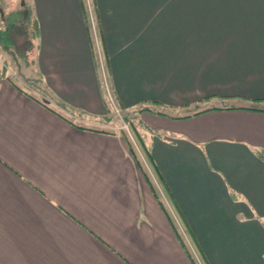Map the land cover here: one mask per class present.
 I'll return each mask as SVG.
<instances>
[{
  "label": "crops",
  "instance_id": "obj_1",
  "mask_svg": "<svg viewBox=\"0 0 264 264\" xmlns=\"http://www.w3.org/2000/svg\"><path fill=\"white\" fill-rule=\"evenodd\" d=\"M33 1V49L0 41V264H264V0Z\"/></svg>",
  "mask_w": 264,
  "mask_h": 264
},
{
  "label": "rangeland",
  "instance_id": "obj_2",
  "mask_svg": "<svg viewBox=\"0 0 264 264\" xmlns=\"http://www.w3.org/2000/svg\"><path fill=\"white\" fill-rule=\"evenodd\" d=\"M86 6L88 5V7L90 6V9L92 10V12L94 11V7H92V5L94 4L92 0H84ZM24 7L26 8H29L30 11H31V14L33 16V18L35 17V10H34V1L33 0H0V28H5L6 26V21L4 20V18H2L1 16V11L3 10L4 8V11L6 13V16L8 18V20H18L20 16L17 15V13H12L13 10H16V9H24ZM95 14V12H94ZM95 18V17H94ZM90 30H91V36L93 38V44H94V48H95V51H96V57H97V61H98V68H99V74L102 76L103 80L104 79H107V78H104V75H105V67L103 68V71H102V68H101V60L99 61V57H98V51H99V48H100V43H101V40H100V35H99V32H97V25H96V20H93L92 22V19H91V24H90ZM38 33V30L37 32ZM98 37V38H97ZM97 39H99V41L97 42ZM35 40H36V43H37V40H38V37H37V34L35 36ZM35 43V44H36ZM104 60L102 59V64ZM36 63H34V61L31 59L30 57V72H35L36 73ZM105 65V64H104ZM107 73V71H106ZM31 81H35L37 82L38 84H40L41 82L38 81V79H36L35 77L33 79H31ZM34 82V83H35ZM105 82V81H104ZM31 83V82H30ZM36 84V83H35ZM110 86V85H109ZM111 88V87H110ZM108 99L111 101V109H113L112 111L114 112L115 114V118L119 119L120 121V126L122 128V130H125L129 135L130 137L132 138V136H134L136 138V135L134 133V127L133 125L131 124L130 120H128L129 118H127V112L124 111V109L121 107V105L118 104V101L117 99L114 97L115 99V103L108 97ZM125 124L127 126H125ZM134 133V134H132ZM132 141H134V139H132Z\"/></svg>",
  "mask_w": 264,
  "mask_h": 264
},
{
  "label": "trees",
  "instance_id": "obj_3",
  "mask_svg": "<svg viewBox=\"0 0 264 264\" xmlns=\"http://www.w3.org/2000/svg\"><path fill=\"white\" fill-rule=\"evenodd\" d=\"M13 12L20 14L18 20H8L5 11H1L6 26L0 28V41L9 51L26 55L34 47V38L39 30L38 22L36 17L33 18L29 8L24 7Z\"/></svg>",
  "mask_w": 264,
  "mask_h": 264
},
{
  "label": "built area",
  "instance_id": "obj_4",
  "mask_svg": "<svg viewBox=\"0 0 264 264\" xmlns=\"http://www.w3.org/2000/svg\"><path fill=\"white\" fill-rule=\"evenodd\" d=\"M105 87H106V91H107L109 98L114 102V104H116L115 99H114L115 96L113 95L107 80H105ZM125 126L127 125L125 124Z\"/></svg>",
  "mask_w": 264,
  "mask_h": 264
}]
</instances>
